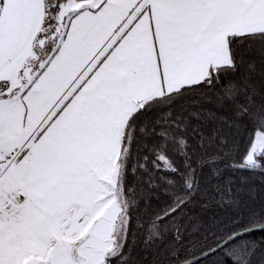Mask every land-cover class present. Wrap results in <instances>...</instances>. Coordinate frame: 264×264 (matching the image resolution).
I'll use <instances>...</instances> for the list:
<instances>
[{"label": "snow or ice", "instance_id": "snow-or-ice-1", "mask_svg": "<svg viewBox=\"0 0 264 264\" xmlns=\"http://www.w3.org/2000/svg\"><path fill=\"white\" fill-rule=\"evenodd\" d=\"M264 0H0V264H264Z\"/></svg>", "mask_w": 264, "mask_h": 264}, {"label": "trees", "instance_id": "trees-1", "mask_svg": "<svg viewBox=\"0 0 264 264\" xmlns=\"http://www.w3.org/2000/svg\"><path fill=\"white\" fill-rule=\"evenodd\" d=\"M247 239L257 240L258 241V240L264 239V236H262L261 234L257 233L255 235L247 237Z\"/></svg>", "mask_w": 264, "mask_h": 264}]
</instances>
